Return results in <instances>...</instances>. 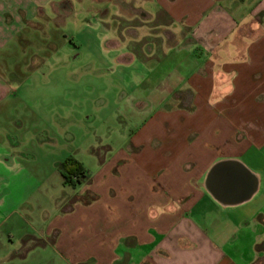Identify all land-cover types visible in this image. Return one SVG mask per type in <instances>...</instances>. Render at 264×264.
Segmentation results:
<instances>
[{"label":"crops","instance_id":"0c3cea01","mask_svg":"<svg viewBox=\"0 0 264 264\" xmlns=\"http://www.w3.org/2000/svg\"><path fill=\"white\" fill-rule=\"evenodd\" d=\"M92 1L125 27L106 10L81 41H105L138 128L95 152L93 169L82 163L77 195L36 196L22 186L35 157L4 128L21 102L12 47L72 0H0V264H264V0ZM222 160L258 176L248 203L223 207L206 191Z\"/></svg>","mask_w":264,"mask_h":264},{"label":"rangeland","instance_id":"374dc122","mask_svg":"<svg viewBox=\"0 0 264 264\" xmlns=\"http://www.w3.org/2000/svg\"><path fill=\"white\" fill-rule=\"evenodd\" d=\"M93 3L72 0L62 17L47 9L13 42L21 102L4 128L20 132L22 146L35 157V180L22 186L37 190L36 196L77 195L79 188L63 187L60 164L72 157L91 170L95 152L120 147L138 128L128 117L127 90L108 68L105 41L98 33L81 41L84 24L106 10L125 27L109 2Z\"/></svg>","mask_w":264,"mask_h":264},{"label":"water","instance_id":"95a60500","mask_svg":"<svg viewBox=\"0 0 264 264\" xmlns=\"http://www.w3.org/2000/svg\"><path fill=\"white\" fill-rule=\"evenodd\" d=\"M205 189L223 207L248 203L259 190V178L239 160H222L207 173Z\"/></svg>","mask_w":264,"mask_h":264},{"label":"trees","instance_id":"16d2710c","mask_svg":"<svg viewBox=\"0 0 264 264\" xmlns=\"http://www.w3.org/2000/svg\"><path fill=\"white\" fill-rule=\"evenodd\" d=\"M60 169L65 186L77 187L85 180L87 175V171L82 163L72 157L61 164Z\"/></svg>","mask_w":264,"mask_h":264}]
</instances>
